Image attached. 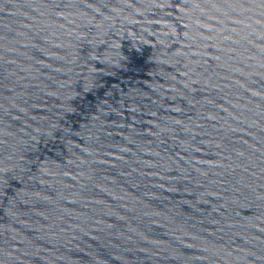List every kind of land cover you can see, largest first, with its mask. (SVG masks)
Masks as SVG:
<instances>
[{"label": "water", "instance_id": "water-1", "mask_svg": "<svg viewBox=\"0 0 264 264\" xmlns=\"http://www.w3.org/2000/svg\"><path fill=\"white\" fill-rule=\"evenodd\" d=\"M0 264H264V0H0Z\"/></svg>", "mask_w": 264, "mask_h": 264}]
</instances>
